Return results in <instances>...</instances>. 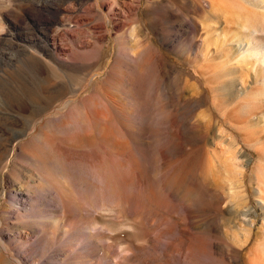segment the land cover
<instances>
[{"label":"rangeland","instance_id":"374dc122","mask_svg":"<svg viewBox=\"0 0 264 264\" xmlns=\"http://www.w3.org/2000/svg\"><path fill=\"white\" fill-rule=\"evenodd\" d=\"M35 1L73 7L71 21L62 30V38L71 47L81 27L85 30L78 36L81 45L102 30L108 34L96 63L62 73L65 89L43 106L33 103L25 112L30 120L20 124V130L27 135L9 145L0 135V264H26L12 250L10 239L18 247L29 239L39 249L31 253L34 264H73L74 260L83 264H110L112 260L118 264H250L249 260H260L264 256V202L257 176L264 174V34L257 37L254 28L264 30V0H135L140 4L138 18L133 15L126 25H119L125 20L120 11L129 7L117 5L115 15L109 17L108 7L98 5L101 0L79 4L0 0V30L9 13L19 16L24 6ZM152 1L165 9L150 10ZM202 16L209 17L206 34L196 23ZM118 36H124L126 46L134 51H161L168 58L167 63L154 62L156 81L140 98L137 113L124 119L121 135L128 142L126 153L131 151L139 163L141 182L156 188L159 198L147 204L144 193L138 192L140 184H135L129 206L87 207L60 214L53 195L38 189L42 176L20 145L31 141L46 116L63 110L67 101L94 92L116 58ZM206 36L209 52L202 43ZM256 43H262L258 45L261 51L252 55L247 49ZM1 52L14 54L15 50L5 45ZM1 68L0 64V74ZM5 69L4 77L13 79L11 99L24 91L38 101L41 84L60 78L50 70L46 80L34 79L29 84L16 67ZM198 70L210 79H202L205 90L199 88ZM5 123L0 115V125ZM2 128L10 132L0 126V134ZM63 148L62 167L70 168L69 157L98 163L103 147ZM190 153L201 161L178 191H170L171 170L177 173L176 161ZM138 199L144 201L135 203ZM246 205L255 208L253 219L242 214ZM54 213L60 214V232L44 252L50 238L42 221H49L47 214ZM249 234L252 237L247 239ZM91 239L98 247H90Z\"/></svg>","mask_w":264,"mask_h":264},{"label":"bare ground","instance_id":"6f19581e","mask_svg":"<svg viewBox=\"0 0 264 264\" xmlns=\"http://www.w3.org/2000/svg\"><path fill=\"white\" fill-rule=\"evenodd\" d=\"M82 1L84 0H72L74 4H79ZM98 5L108 7L109 17L115 15L117 5L119 7L128 6V11L124 9L120 11L125 20L119 25H126L133 15L137 17V10L140 8V4L136 5L135 0H101ZM148 5L152 11L166 7L161 4L157 6L155 1ZM93 6L94 8L97 7L96 4ZM201 7L207 8L205 4L204 6L202 4ZM72 12V6L65 7L60 3L35 1L24 6L23 13L19 16L9 13L8 22L0 30V64L2 65L0 115L6 120V123L0 126L8 127L6 129L10 131L7 132L2 128L3 133L0 135L7 145L27 135L25 130H20V124H23L27 119L30 120L25 112L32 107L33 103L43 106L42 104H46L52 96L65 89L64 77L61 80L60 75L72 71L73 68L78 69L82 65L96 63L104 53V40L108 34L107 30L100 31L99 35L92 37V41H87V44L81 45L78 36H81L85 30L82 27L79 28L77 31L79 33L78 39L71 42L74 47H71L70 43L62 38V30L67 25L66 22L71 21ZM202 17L203 19H195L198 25L201 24L205 28L206 34L208 33L206 24L209 17ZM105 24L104 21L103 25L106 26ZM119 25H116V28ZM254 34L259 37L264 34V30L259 31V29L254 28ZM208 39L206 36L202 43L209 52ZM117 42L118 52L111 69L107 77L95 85L94 92L67 101L63 110L60 109L54 114L46 116L38 128V133H33L30 137L31 141L27 142L26 140L20 145L22 153L32 159L42 176L43 184L38 189L42 193L53 195V201L58 204L60 214L65 212L77 213L87 209V207L129 206L130 194L136 189L135 184H140L138 192L144 193L147 204L156 203L159 198L160 192L156 188L151 187L148 182H141L142 172L139 163L131 151L130 154L126 153L128 142L123 140L121 135L123 134L122 129L125 127L124 119L137 113L141 105L139 103L140 98L148 94L147 87L154 85V81H156L153 73L154 62L158 59L161 63H167L168 58L161 51L154 52L145 49L134 51L126 46L124 36H118ZM259 44L262 45V43L249 44L250 47L247 50L253 52L252 55H257L261 51ZM5 45L14 48L15 53L2 54L1 49ZM69 51L70 53H68ZM61 55L67 56V58H63ZM17 63H24V66L17 65ZM5 67H16L17 73L29 84H34V79L46 80L45 75L50 74V70L56 71V74L59 73L60 78L57 77L55 80L41 84L39 88L40 100L38 101L30 98L28 93L24 91L19 92V97L17 95L11 99L10 96L14 95V92L10 85L13 83L10 81L13 79L4 77L3 73L7 72ZM196 77L199 88L205 90L206 85L202 83V79L209 77L202 70H198ZM83 80H88V77ZM234 81L231 80L229 88L232 87ZM80 89L78 88L73 96L76 97ZM132 99L136 102L134 106L131 102ZM66 145L76 148L86 145H91L92 149L99 146L103 148H101L102 154L101 156L99 154L98 163L90 165L82 157H69L67 162H69L70 168H63V147ZM200 161L201 159H195L193 153L177 160L176 170L179 169V171L176 173L171 170L168 181L169 190L178 191V186L182 185L189 176H192L193 167L195 168ZM263 175L257 177L261 182L258 191L261 200L264 202ZM142 201L144 200L138 199L135 203ZM244 204L246 203L244 202ZM60 214H47L50 220L42 221L50 238L43 246L44 252L48 250L50 241L54 240L60 232L61 220L58 218ZM242 214L245 219H253L252 217L256 216V211L252 206L246 205ZM93 228L97 229V225ZM247 236V239L252 237L250 234ZM28 240L26 239L20 247L12 239L8 242L12 250L16 251L21 263L34 264L35 261L31 257V253L38 252L39 249L30 245ZM94 244L97 247L99 245L96 240L91 239L90 247H93ZM250 258L254 259L253 257ZM249 262L250 264H259L260 262L264 264V256L260 260L254 259L253 261L249 260ZM73 264L83 263L74 260ZM110 264L118 263L112 260Z\"/></svg>","mask_w":264,"mask_h":264}]
</instances>
